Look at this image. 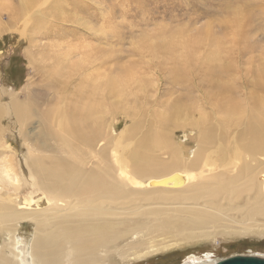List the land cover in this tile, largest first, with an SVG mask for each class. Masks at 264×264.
I'll list each match as a JSON object with an SVG mask.
<instances>
[{"label": "bare ground", "instance_id": "1", "mask_svg": "<svg viewBox=\"0 0 264 264\" xmlns=\"http://www.w3.org/2000/svg\"><path fill=\"white\" fill-rule=\"evenodd\" d=\"M38 1L0 0V36L24 28L21 34L34 51L28 52L32 71L40 79L38 87L33 81L26 87L24 100L0 87V137L10 114L28 150L22 178L18 159L0 140V264L136 262L220 231L247 235L260 222L258 230L264 232V221L257 220L264 218V180L259 181L264 178V100L230 83L224 86L233 75L219 67L211 91L198 89L201 96L188 93L162 109L157 95L149 102V82L135 86L142 73L102 71L111 55L99 45L108 43V33L83 17L115 24L120 18L115 6L94 12L87 0ZM124 3L123 18L132 10L139 14L136 3L145 10L142 0ZM71 5L83 17L61 12ZM55 10L63 17L61 25L51 15ZM111 35L117 36L115 29ZM44 40L51 42L48 54L37 46ZM91 41L99 45L94 48ZM137 52L142 57L150 49ZM36 54L49 64L46 71L36 65ZM221 61L216 53L206 59L210 66ZM141 102L150 107V122L142 118ZM120 116L127 125L118 133ZM35 118L39 125L30 130ZM177 129L197 131L188 140L194 149L173 138ZM25 183L34 197L21 201ZM143 217L146 225L138 224ZM29 224L33 232L23 236ZM156 234L164 240L152 242ZM141 235L150 242L138 239ZM184 261L216 263L209 254Z\"/></svg>", "mask_w": 264, "mask_h": 264}, {"label": "rangeland", "instance_id": "2", "mask_svg": "<svg viewBox=\"0 0 264 264\" xmlns=\"http://www.w3.org/2000/svg\"><path fill=\"white\" fill-rule=\"evenodd\" d=\"M142 1L145 10L142 9L141 4L136 3L134 8H138L139 14L132 10L130 11L132 16L128 18L121 16L123 8H127L124 0H117L115 4H110V0H87L89 3H81V6L85 3L89 4L94 12H98L100 9L102 12L110 9L111 6H115L119 12L117 17L120 18L117 21L114 20L115 24L110 25L106 23L104 25L102 21H92L87 15L83 17L73 5L64 6L61 12L66 13L67 16L70 13H77L83 17L85 22L99 27L101 34L107 32V36H109L106 40L107 44L99 45L98 41H91V46L94 45V48L98 45L103 46L104 52L111 55L106 59L102 71H109L110 75L113 76L127 70L133 74L142 73L144 76H140L141 79L136 81L138 85L135 86L140 87L145 82H149L148 93H151L149 102L153 104L154 98L152 97L154 94L157 95L158 103H161L162 109L171 106L176 98L186 96L188 93H197V96H201L199 95L201 89L204 92L211 91V77L226 67L233 78L232 80L231 77L226 78L223 81L224 86L230 83L235 90H240L248 95L255 93L258 99L264 100V89H261L264 87V0ZM16 3L17 0H14V4ZM51 15L59 25L62 24L60 18L63 17L56 10ZM133 21L136 27L130 25V22ZM5 24H7L6 19ZM102 26H106V28H101ZM113 29L117 32V36L111 35ZM23 30L22 27L18 31L15 29L0 36V87L8 92V95L9 93L14 94L21 100L25 99L24 94L31 81L34 82L33 88H36L37 84L40 83L38 75L34 76L29 59L30 53L34 51L29 49L30 45L27 39L22 36ZM65 40L63 41L64 45H68ZM82 40L87 41L86 37H83ZM42 43L43 45L37 46H43L40 49L44 48L43 51L48 54L50 40H44ZM148 49H150V53L147 52L143 55L145 58L148 57L147 59H144L143 56L139 57L137 51ZM210 53H216L222 57L221 63L216 62L211 66L208 65L206 59ZM174 57L179 59L176 64L172 60V63L168 61ZM142 58L144 61L140 60ZM35 59L36 65L41 66L46 71L49 64L42 59V56L36 54ZM173 66L177 68L175 73L171 72ZM219 67H221L220 71H218ZM210 69L213 72L209 71ZM185 80H188V83H185ZM198 89L200 90L197 91ZM8 95H5L3 99L4 104L10 103ZM137 105L142 108V114H144L142 118L150 122L148 119L152 115L150 107L144 106L143 102ZM161 108L159 110H162ZM119 118L120 126L117 132L121 133L127 122H124L125 117L120 116ZM193 118H199L197 112L193 114ZM14 121L15 119H12L10 114L5 116L2 126L6 132L0 137V140L3 138V142H6L7 151L15 155L14 159H18V169L24 178L26 171L24 173L23 165H25V160L28 157V150L23 138L19 136ZM147 124L143 125L146 126ZM38 125L39 119L35 118L28 128L34 130ZM128 126H131V123ZM191 131L177 129L173 132V138L180 144L183 143L184 146L189 145L188 149H194L195 144L193 145L188 140L189 138L193 139L197 131L194 130L195 133ZM2 154L3 151H0V157ZM233 161L237 166L241 163L238 158ZM124 176L128 177L126 180L129 184L137 187L129 180L130 177L127 174ZM263 180V177H259L260 182ZM33 193L34 189L31 185L23 184L22 190L19 191L20 200H31L34 197ZM147 219V217L141 218L138 224H145ZM257 220L263 222L264 218ZM261 224L259 222L257 228L247 235L220 231L212 239H203L190 244L181 243L173 250L150 258L136 262L120 260L112 264H183L189 256L201 257L206 254L210 255L214 263L235 256H253L264 259V232L258 230ZM24 230L22 235L30 236L33 232V226L29 224ZM138 239L150 242V237L143 238V235L139 236ZM162 240L164 237L161 234H156L152 242ZM2 244L3 239L0 238V248Z\"/></svg>", "mask_w": 264, "mask_h": 264}, {"label": "water", "instance_id": "3", "mask_svg": "<svg viewBox=\"0 0 264 264\" xmlns=\"http://www.w3.org/2000/svg\"><path fill=\"white\" fill-rule=\"evenodd\" d=\"M215 264H264V259L253 256H235Z\"/></svg>", "mask_w": 264, "mask_h": 264}]
</instances>
